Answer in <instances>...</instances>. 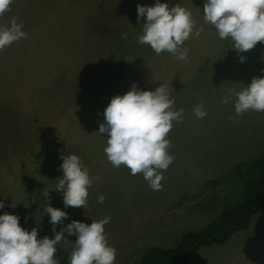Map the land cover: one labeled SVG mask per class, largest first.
Segmentation results:
<instances>
[{
	"label": "rangeland",
	"instance_id": "1",
	"mask_svg": "<svg viewBox=\"0 0 264 264\" xmlns=\"http://www.w3.org/2000/svg\"><path fill=\"white\" fill-rule=\"evenodd\" d=\"M155 2L13 0L11 10L0 17V26L10 25L16 18L27 33L26 38L0 52V157L37 153L51 157L46 161L56 167L63 163L56 160L62 155H78L90 167L89 174L100 177L88 188L87 208L79 210L85 219H117L122 226L118 231L119 225L113 228V234H121L113 242L126 237L129 242L115 245L123 249L136 244L141 233H158L164 241L157 246L170 247L167 233L174 228L172 239H180L186 232L184 227L197 231L205 226L200 225L204 221L187 225L191 219H199L200 215L194 214H212L218 201L238 200L240 187L234 177L222 173L211 186L200 187L201 177L227 164L247 126L253 123L258 127L254 130L264 131V112L236 116L234 96L228 104L221 103L230 89L241 91L253 77H264V42L238 54L230 38L221 40L204 22L205 0H160L191 11L196 27L204 31L199 38L185 41L183 47L190 49L186 61L167 52L157 55L150 46L137 43L146 22V17L138 21L137 5L154 6ZM123 34L127 39H122ZM240 56L245 57L243 63ZM133 83L145 91L163 84L175 99V109H184L183 122L174 121L167 137L172 142L169 154L175 159L166 171L162 170L161 191L151 190L142 174L133 176L124 166L114 168L106 154L98 152L107 146L106 133L105 143L93 144V150L82 148L78 137L75 142L69 137L53 143L48 133L47 125L55 117L60 121V125L56 123L61 127L58 129L70 136V130H76L71 123L79 122L78 116L82 122L96 120L99 113L93 103L103 91L118 90L122 96ZM201 102L207 116L197 119L193 108ZM41 121H45V128ZM250 144L255 145L250 153L264 149L253 141ZM101 195L105 200L98 203ZM180 219H185V231L178 233ZM162 222L172 223L174 228L162 227ZM197 250L195 254L203 257V264H252L240 261L234 252L238 250L228 241L213 250L200 244ZM141 260L139 255L134 263ZM57 261L59 264L58 257Z\"/></svg>",
	"mask_w": 264,
	"mask_h": 264
},
{
	"label": "clouds",
	"instance_id": "2",
	"mask_svg": "<svg viewBox=\"0 0 264 264\" xmlns=\"http://www.w3.org/2000/svg\"><path fill=\"white\" fill-rule=\"evenodd\" d=\"M12 3L13 0H0V17L11 10ZM137 13L138 21L146 17L137 43L150 46L157 55L167 52L186 61L190 49L183 47L185 41L199 38L204 31L203 27H196L191 11L180 4L170 7L156 0L154 6L138 4ZM203 19L221 40L230 38L238 54L264 42V0H205ZM23 27L16 18L11 19L10 25L0 26V52L26 38ZM122 39H127V34ZM244 61L245 57L240 56V62ZM233 96L236 116L248 111L264 112V77H253L241 91L230 89L221 103L228 104ZM174 106L175 99L163 84L154 91H145L133 83L126 94L111 99L104 111V122L99 125L98 133L107 134L104 153L108 162L117 169L128 168L133 176L142 174L153 191L163 190L162 170L166 171L175 159L169 154L172 142L167 137L174 121L183 122L184 109L176 110ZM193 114L197 119L207 116L203 102L193 108ZM61 159L63 176L55 190L63 194L66 208H87L88 188L100 177H90L88 168L75 153L62 155ZM44 197L51 199L48 192ZM104 200L101 195L97 202ZM4 206L0 201V208ZM43 213L50 216L54 239H37L38 229H23L17 215H0V264H58L56 245L68 241L65 233L77 237L69 264H115L116 249L109 245L104 227L110 217L93 220L90 225L73 220L57 231L56 226L67 219V212L49 204L44 206Z\"/></svg>",
	"mask_w": 264,
	"mask_h": 264
},
{
	"label": "crops",
	"instance_id": "3",
	"mask_svg": "<svg viewBox=\"0 0 264 264\" xmlns=\"http://www.w3.org/2000/svg\"><path fill=\"white\" fill-rule=\"evenodd\" d=\"M120 91L118 90H105L103 94L93 103V109L99 113L96 120L95 118L86 120L82 122L81 118L78 116L79 122H72L71 128L76 129L74 132L70 130V136L64 134L63 129L58 125H60L59 120H55V117L50 123L47 125L49 136L52 137L53 143L59 142L60 140H64V138H71L74 142L77 141V137L80 138V143L82 144V148H89L93 150V144H104L105 134H99V125L103 122L104 119V111L108 104L110 103L111 99L116 96L120 95ZM88 117L92 116V113H87ZM101 119L102 122H99ZM57 123V124H56ZM41 124L46 126L45 121H41ZM42 125H40L42 127ZM258 127H255L254 124L249 125L245 128L242 136L239 138L238 141V148L235 149V152L231 154V159L227 161L225 166L218 169L213 170L211 172H204V175L201 181V185H212V182L219 178L220 174H228L231 168L240 162H246L251 158L255 157L256 155L263 153L264 149L259 151H254L250 153V150L255 146L250 144L252 141L258 143L257 145H264V131L261 129L259 131L254 130ZM51 129H57L55 131H51ZM90 129V131L88 130ZM46 134V133H45ZM53 134V135H52ZM75 134V135H72ZM47 135V134H46ZM48 136V135H47ZM67 136V137H66ZM39 138L38 140H40ZM86 143H89L85 145ZM58 146V145H56ZM79 149V146H77ZM264 147V146H263ZM74 151H77L76 147H73ZM89 150V151H90ZM64 151V149H63ZM87 151V152H89ZM97 152V151H96ZM100 154H103L104 151H98ZM105 154V153H104ZM52 159L51 157L42 156L41 154L31 153V154H23L20 158L19 157H9V158H2L0 157V201H3L4 204L11 210L21 213L29 218H31L41 229L48 232L53 238L55 234L52 231V225L49 223L50 216L43 213L44 206L50 204L53 208L60 209L62 211L67 212L68 217L63 221L62 224L56 226V230L60 231L62 228L66 227L70 224L73 220L81 221L86 224H91L93 220L99 221L101 219H85V214H82L79 209L80 208H73V207H65L63 203V194L55 190L56 184L58 183V179L62 178L63 172L59 165L56 167L50 166L46 160ZM56 160H61L58 158ZM83 166L87 167L82 163ZM42 165V166H41ZM90 168V167H87ZM90 175V174H89ZM90 177H94L90 175ZM94 184L91 185V187ZM89 187V188H91ZM48 192L50 196V201L44 197V193ZM216 198V197H215ZM217 199V198H216ZM215 202V201H214ZM217 207L214 209L212 214L210 212L204 211L202 214H194V216L199 217V219H191L187 225L190 227L191 222L194 225L200 224V221H204L200 225H205L207 221L214 219L216 214L222 208V202L218 201ZM12 204H16L15 207H12ZM78 209V211H75ZM264 204L258 210H256L251 216L249 217L250 220L244 226H241L230 233V235L223 241H228L229 244H232V247L237 249L238 251H234L239 255L240 261L243 263H252V264H264ZM190 216V215H189ZM206 220V221H205ZM181 222V223H180ZM185 219L178 220L176 224L177 232L187 231V228L184 227L185 230H182V224H184ZM119 225V227H118ZM162 227L171 229L172 223L169 222H162ZM21 226V225H20ZM122 226V224L117 222V219L110 220L105 227V234L110 241L109 245L116 249V259L115 264L127 263L131 264L134 263L137 256H144L147 250L153 246L159 245V241H164L163 238L158 233H152L151 235L139 234L136 239V244L131 245L128 248H120L115 245H119L120 242L124 245L126 242V237H123L118 242L114 240L117 238L121 233H117V237L113 234V228H117V231ZM22 227V226H21ZM25 229L24 227H22ZM27 230V229H25ZM175 228L167 233V237L169 240V246H174L177 241H179L178 237L172 239L171 234L174 233ZM189 230V228H188ZM196 230V229H191ZM29 231V230H27ZM30 232V231H29ZM65 238L68 240L67 242H61L59 245L71 256L73 251V243L77 239L76 236H68L65 233ZM235 238L237 239L235 241ZM37 239H40L37 236ZM168 240L167 238H165ZM221 243H203L206 248L213 250L216 247H219ZM174 244V245H173ZM161 246V245H160ZM215 246V247H214ZM171 247V246H170ZM198 248V247H197ZM241 250V251H240ZM197 249L193 252L191 257L185 262V264H203L202 259L203 257L196 256ZM214 254H217L214 251ZM55 259H57L55 255Z\"/></svg>",
	"mask_w": 264,
	"mask_h": 264
},
{
	"label": "trees",
	"instance_id": "4",
	"mask_svg": "<svg viewBox=\"0 0 264 264\" xmlns=\"http://www.w3.org/2000/svg\"><path fill=\"white\" fill-rule=\"evenodd\" d=\"M227 175L234 177L240 187L238 200L223 202L214 219L208 221L201 230L184 232L174 246L149 248L142 260L134 264H185L200 244L221 243L232 231L244 226L251 214L264 204V152L246 162L237 163ZM214 183L215 181L212 182ZM5 213L19 216V224L29 231L37 228L40 239L44 236L53 238L31 218L9 209L6 205L0 208V215ZM55 255L59 264H69L70 257L59 244L56 245Z\"/></svg>",
	"mask_w": 264,
	"mask_h": 264
},
{
	"label": "water",
	"instance_id": "5",
	"mask_svg": "<svg viewBox=\"0 0 264 264\" xmlns=\"http://www.w3.org/2000/svg\"><path fill=\"white\" fill-rule=\"evenodd\" d=\"M244 219L242 218L241 221H243Z\"/></svg>",
	"mask_w": 264,
	"mask_h": 264
}]
</instances>
